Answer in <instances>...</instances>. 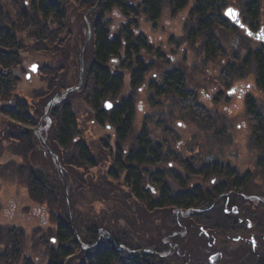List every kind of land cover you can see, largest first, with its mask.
I'll return each instance as SVG.
<instances>
[{"label": "rangeland", "instance_id": "obj_1", "mask_svg": "<svg viewBox=\"0 0 264 264\" xmlns=\"http://www.w3.org/2000/svg\"><path fill=\"white\" fill-rule=\"evenodd\" d=\"M69 1L73 6L76 5L73 0ZM126 1L127 6L129 8L132 7L133 10L140 9L143 2V0ZM217 1L224 2V0ZM249 1L252 0H225V6L233 5L243 12V5ZM163 2V12L159 19L151 21L144 13H141L137 20L138 27L133 28V33L147 39L148 46L151 48L149 52L144 51L141 55L150 68L144 76L143 83L133 90L130 83L131 74L128 73V68L124 67V70H122L115 67L119 74L124 75V83L118 97L115 100H107L106 102H109L113 107H119L123 100L129 99L134 110V121L128 143L120 146L123 147L124 151L125 149H130L132 145H135L137 137L146 132L154 145L160 144L159 146L163 147L162 155L164 158L170 155V159H164L162 164L158 168H154V170L148 166H143L142 168L152 173L158 170L164 171L166 173L165 178H167V183L171 189L180 193L187 192L197 186H201V192H209L211 190L208 189L212 186L211 181L218 179L216 177L212 179L206 178L204 175L194 174L187 171L181 164V160H183L189 164L191 163V167L198 170L206 161L203 160L202 164L196 167L193 159H195V162L201 160L202 153H206L209 159H214L220 163H226L224 165L233 167L238 178L247 174V184L244 189L236 190L231 188V180L227 179V182H229L228 192H236L234 195L240 198V204H242V201L239 194L248 195L249 201L246 200L247 205L244 204L243 206L245 209L249 208L251 210L250 218L256 228L250 231L246 230L245 234L246 237L251 234L254 235L260 245L264 246V171L258 166L262 153L254 142V126L251 117L248 114L246 115L245 103L238 99L243 87H251L252 92L250 91V93L264 109V97H259L260 92L257 90L259 87L256 84V63L249 60V54L259 50L260 45L253 40H249L241 31L231 33L230 29L223 28L218 33L215 32L217 35L215 40H218L220 44L221 55L215 61L208 62L206 60L207 51H205L202 44L205 40V32L195 35L198 31H202L196 29L199 26V17L194 14V19L191 21L190 17L192 16H189L190 11L196 12L199 1L188 0L185 10L176 13V15L171 13L169 1L163 0ZM2 6H5L7 14L16 15L17 10L14 0H0V9H3ZM261 6L262 10L260 13L263 14L261 17L263 21L264 0H261ZM126 13L130 14V9L122 12L120 8L114 7L111 12L105 14L104 20L110 24L111 33L117 34L121 26L130 21L135 22L134 16L129 17V14ZM70 21L71 19H69ZM75 21V16H73L72 23L68 22L66 27L67 30L73 32L72 35L74 33L78 34L76 27L78 20ZM193 28L195 32H193ZM191 34H194V36ZM86 35H88V29H86ZM92 38L93 34L91 40ZM90 41L87 46H89ZM23 44L25 48L22 55L25 60L18 72L20 80L16 94L27 101L32 114H34L36 110L40 109L44 100L42 97L43 93L49 92L51 80H54L57 84L60 81H64V84L68 82L66 87L68 89L79 84L81 54L76 61L70 60L73 55L69 50L63 59L58 60V45L54 46L52 54L49 51H34L32 44L27 40ZM40 44L45 45V42L41 41ZM84 58L85 53L83 57V84H85V71L87 69V63L85 64ZM228 63L233 66V68L229 67V71L225 68ZM33 64H38L36 73L30 71V67ZM173 66H181L184 69L187 89L191 92V95H194L195 98L197 97L193 102H187L184 108L183 104L181 105L182 102L176 97H160L155 94V90L151 89L153 84L161 83L162 71ZM46 68L54 70V75L48 77L40 72L43 71L44 73ZM28 75L30 76L28 77ZM68 89H62L53 99L63 97ZM232 89H235L236 93L227 95V92ZM152 96L153 100H151ZM74 101L80 107L78 111L80 131L78 138L88 145L97 161V167L94 169H76L84 176L86 183H81L79 177L77 182H70V185L75 183L74 188L78 190L75 209L78 210L80 217L79 215H74L69 187L65 180L64 198L67 202L68 197L71 202L74 224L77 229L75 217L78 220H82L85 214L88 215L91 212V215H95L100 220V217L103 216L102 212L107 209L109 212L110 207L115 204V202L111 203L106 199L105 201H99V194L93 196L89 192L91 188L88 187L91 181L87 180H92L95 184L102 182L106 191L110 194V199L130 193L131 189L123 183L125 173L120 175L119 180H113L108 175L111 170H117L115 164L116 151L114 149L119 142L115 129L108 124L98 125L95 113L85 104L81 93L74 97ZM74 101L73 103H75ZM2 104L6 105L7 102L0 103V108ZM46 109L47 106L42 116L38 119L41 120L46 115ZM43 123H46V127L40 128L39 135L49 145L51 143L50 132L52 123L46 120ZM20 125L16 124L11 117L3 114L0 109V225L4 227L0 239V257L5 255V253L10 256L9 249L6 247L11 248L9 240L13 238L16 245H18L17 247L24 252L19 260H16V264H47L50 239L46 230L51 228L49 226L52 223L42 206L32 205L29 206L30 210H25L30 205L27 191L28 175L30 171L37 173L36 171L38 170L39 173L37 174H40L49 183H53L55 190L58 191L60 189L58 180L59 165L55 157L47 151L44 143L36 135L35 130L38 126L32 128L34 130L33 134H35L32 141L24 138L23 127ZM43 150L46 152L45 154ZM170 163L173 165L170 166ZM196 164L200 163L196 162ZM169 168L171 171H168ZM62 171L64 175V168ZM86 172L88 174L85 175L84 173ZM179 178L186 188H181L178 184ZM149 185L146 184L145 187L149 188ZM152 193L154 199L158 193L156 190L152 191ZM255 195L262 197V199L258 200L260 202L254 200L253 197ZM214 199L216 200L215 197ZM127 202L132 206L134 213V217L129 219L142 229V232H127L124 230L125 228L120 227L128 242H132L136 248L137 246L141 247L140 249L130 250L133 251V254L140 255L148 252L146 247L153 245L151 248L155 251L154 255L163 261L164 264H209L208 255L213 248L208 244L211 240L203 236L204 232L206 231L209 237L213 235L224 241L226 236L221 229L230 225L228 221L224 222L221 212L217 213L218 209H221L219 208L221 204L217 203L216 206H212L213 201L210 207H203L202 211L197 209L190 213L186 211L180 212L184 214V217H181L179 213V218L178 210L171 212L169 209H160L147 212L146 207L148 206L146 203L131 199ZM116 206H120V203H117ZM135 210L140 211L141 216L137 215ZM217 217L221 218L218 219ZM124 225V221H121V226ZM38 227H43L44 229L40 228L37 234H33L32 232ZM11 229H15L13 237L6 235V232ZM20 229H25L24 233H20ZM241 231L232 230L230 234L238 238L243 234V230ZM101 234H107V231H103ZM166 238L167 241H170L168 245L164 244ZM83 244L85 249L88 248L85 243ZM223 244L221 242L220 246ZM243 246L240 244L231 246L229 252L235 253L234 259L237 254L243 256V261L247 259V256H244L245 252L243 251H245V248ZM223 247L225 248V246ZM226 249L228 248L226 247ZM84 250H81L80 247V252ZM74 256H70L65 261V264H78L81 262V260L70 261ZM220 262L222 264H230L226 257L223 258V256L222 259L220 258Z\"/></svg>", "mask_w": 264, "mask_h": 264}, {"label": "trees", "instance_id": "obj_2", "mask_svg": "<svg viewBox=\"0 0 264 264\" xmlns=\"http://www.w3.org/2000/svg\"><path fill=\"white\" fill-rule=\"evenodd\" d=\"M76 5H72L69 0H14L17 10L16 15L7 14L5 6L0 9V103L1 112L11 117L16 124H21L23 127L22 133L24 138L33 141L32 128L38 126L39 117L42 116L47 104L53 97L60 93L62 89L68 88L64 81L59 84L54 80L50 81L49 92L43 93V101L40 109L32 114V110L27 101L21 99L17 94V85L19 83V69L25 59H23V42L27 40L32 44V49L36 52L49 51L53 54L54 46H59V59H63L65 54L70 50L73 55L70 60H77L81 52V46L85 41L87 25L85 22V14L97 5V0H73ZM171 13L176 15L185 8L188 0H168ZM197 11L201 18H212L216 23H224L225 17L219 8L225 5H216V10H213L214 0H198ZM126 0H101L99 9L91 12L89 20L93 28V38L90 41L85 51V84L78 92L71 93L69 97L53 107L50 113L51 121V143L49 147L56 153L64 168V176L69 187L70 200L74 215H79L75 209L76 196L78 195L77 188H74L75 183L70 185L71 181L86 183L84 176L78 170L94 169L97 167L96 158L88 145L78 138V107L74 101V97L79 93L83 95V99L88 108L95 113L96 122L98 125H111L116 131L118 145L115 147L117 153L115 164L117 170H111L108 175L113 180H119L120 175L126 171L127 175L123 180L126 187L130 188V193L118 195L110 199L108 191L103 183H93L92 180L88 184L91 188L89 192L96 196L99 194V201L109 200L115 202L113 206L105 210L100 220L95 215L90 214L84 216V219L78 220L75 217L77 231L83 243L88 247L87 250L80 252V246L72 230V222L69 213L65 196V188L60 176H58L60 189L55 190V185L49 183L41 177L39 171H30L28 175V197L30 205L25 210H30L29 206H42L52 223L51 228L47 231L50 239L49 252L47 253V264H65V261L72 255H75L70 261L81 260L78 264H164L158 257L150 252L143 254H128L125 251L119 250L117 247L125 246L131 250L141 248L134 246L132 242H128L126 236L120 227L125 228L127 232H142L135 223L129 218L134 217L132 206L127 202L129 199L146 203L147 212H153L160 209H169L171 212L176 210L187 212L189 209H199L203 204L201 192L198 190H188L187 192H176L164 182V177L160 174H155L153 178H149L150 182L158 189V195L153 199V193L150 189H145L144 176L140 171L135 170L132 153L123 162L122 146L128 140L131 127L134 121V110L131 101L123 100L120 106L114 107L112 110L105 109L107 100H115L120 93L124 83V75L119 74L115 67L124 70L128 68V73L131 74L130 83L133 90L137 89L144 81L145 74L149 71L145 59L141 57L144 51L149 52L151 48L148 46L147 39L141 35L137 36L133 33V28L138 27V16L144 13L151 21H156L162 14L163 0H143L141 8L133 10L129 8ZM114 7L120 8L122 12L130 9V16H134L135 22H128L120 27L117 34L111 33L110 24L105 22V14L112 11ZM133 10V11H132ZM75 13H70V12ZM249 11L253 18L258 15L257 5H251ZM193 13V14H194ZM78 20L77 33L73 34L71 30H67L69 19L72 23V17ZM156 19V20H155ZM211 19V20H212ZM75 21V22H76ZM229 23V22H228ZM38 31V32H37ZM41 41L45 45L40 44ZM113 60H116L115 64ZM80 65V60H79ZM77 66V65H76ZM75 67V63H74ZM257 74L259 73V64L256 63ZM41 69V66H40ZM63 70V69H61ZM45 72L40 71L46 76H53L54 70L45 69ZM62 72V71H60ZM261 77L257 75V87H264V69H260ZM79 76V71H78ZM57 84V85H56ZM153 87V88H152ZM152 90L160 97L174 96L181 105L183 100L188 98L184 93L185 80L180 70L172 69L169 72L161 74V83L153 84ZM53 88V90H52ZM133 92V91H132ZM153 100V96L151 97ZM73 101L75 103H73ZM77 108V109H76ZM147 136L146 132L141 134ZM254 142L258 146L262 154H264V127L254 126ZM124 151V150H123ZM153 152H155L153 154ZM43 153L45 154L46 152ZM150 154L157 158L156 151H150ZM142 161V158H140ZM259 167L264 171V156L260 157ZM122 172V173H121ZM88 174L87 172L84 173ZM178 184L181 188H186L183 182L178 179ZM116 182V181H114ZM105 189V194L104 193ZM82 195V193H80ZM79 194V195H80ZM108 197V198H107ZM135 197V198H134ZM82 198V197H81ZM95 198V197H94ZM216 198V197H215ZM205 200V199H204ZM213 201V200H212ZM212 201L204 207H210ZM97 202V200H96ZM120 203V206H116ZM58 204V206H56ZM106 212V213H105ZM137 215L141 216L140 211L135 210ZM121 221L125 225L121 226ZM4 227L0 225V239ZM38 227L32 233L37 234L40 231ZM122 228V229H123ZM44 229V228H43ZM127 229V230H126ZM25 229H20V233H24ZM107 231V234L102 236L101 232ZM15 229L8 230L6 235L13 237ZM56 239V244H53V239ZM11 248L9 249L10 256L7 253L0 257V264H16L21 255L24 254L14 239L9 240ZM160 244V243H159ZM153 245L146 247L151 248ZM159 250L158 248L154 247ZM80 252V253H79Z\"/></svg>", "mask_w": 264, "mask_h": 264}, {"label": "flooded vegetation", "instance_id": "obj_3", "mask_svg": "<svg viewBox=\"0 0 264 264\" xmlns=\"http://www.w3.org/2000/svg\"><path fill=\"white\" fill-rule=\"evenodd\" d=\"M214 4L213 10H216L215 6L217 5H225V0L224 2H220L217 0H214V2H212ZM257 5V11H258V15L256 18H253L251 16V13L249 11V7L251 5ZM231 8H235L236 10L239 11V15L241 18V21L243 23V25L247 26V28L253 32V33H258L260 31H263L264 33V20L262 21L261 17L263 16L261 12L262 10V6H261V0H252L249 1L248 3H245L243 5V12H241L240 9H238L236 6H229ZM227 6H224L223 8H219V11L222 12L223 16L225 15V11L227 8H229ZM185 10V9H183ZM182 11V10H181ZM197 11V9H196ZM193 11H190L189 16L191 21L194 19L193 15L196 14ZM197 17H199L198 21H199V26L196 27L197 30H202V31H198L197 33H195V35H198V33L203 34V32H205V40L202 42L205 51H207V56H206V60L209 61H215L217 59V57H219L220 54V44L218 42V40H215V37L217 36L215 34V32H219L220 30H222L223 28H228L230 29L229 31H231V33H235V32H243V35L245 37H247L249 40H253L255 42H257L260 45V49L253 51V53H250V61H253L254 63L259 64V73L257 74L259 77H261V73L260 69L262 66V69H264V42L263 41H258V40H254L250 37L247 36V33L245 30H241L239 28H237L235 25H233L230 20H228L225 16V22L222 24L216 23L212 18H208V19H204L201 18L198 14ZM212 19V20H211ZM229 22V23H228ZM193 32L194 28L192 29ZM194 36V34H191ZM188 61V60H186ZM246 65H247V59H246ZM229 67L233 68L232 65H230L229 63L225 66L226 70L229 71ZM172 69H176V70H180V73L184 76V80H185V86H186V76H185V71L181 66H173L169 69H166L164 71H162V73L164 72H169ZM257 69V67H256ZM161 70V69H160ZM161 72V71H160ZM131 78V77H130ZM262 78V77H261ZM158 84V83H157ZM260 93H259V97H264V87H259L257 89ZM250 91L252 92L251 87H243L241 90V93L238 95V99L244 101L245 106H246V115L248 114L249 117H251L252 122H253V126H263L264 127V109L263 107L257 103L256 98L250 93ZM235 94L236 90L232 89L229 90L227 92V95L229 94ZM188 96V98H186L185 100H183V108L185 107V105L187 104V102L191 103L193 102V100H196L197 97L195 98L194 95H191V92L186 88L184 89V93ZM217 99V98H216ZM191 105V104H190ZM129 140V138H128ZM128 140H126V142H124L125 144L128 143ZM158 145H154L152 139H150L147 136H142L141 134L137 137L136 141H135V145L131 146L130 149L123 151L122 150V155L124 156L122 161L124 162L126 160V158H128L129 154L132 153L133 156V163L135 166V170L140 171L142 173V175L144 176L145 179V183L144 186L146 184H150L148 187L145 189H150L151 191H155L158 193V189L150 182L149 178H153V176L155 174H160L162 177H164V182L166 184L167 183V178H165L166 173L164 171L158 170V171H154L149 172L147 169H143V166H148L149 168H153L152 170H154V168H158L164 159H170V155L166 156V158H164V156L162 155V148L161 146ZM150 151H156L157 154V158L154 157V155L150 154ZM155 152H153L154 154ZM117 156V153H116ZM116 156H115V160H116ZM261 156H264V154H262ZM208 156L206 155V153H202L201 156V160H197V163L200 164H196L195 159H193V162L195 164L196 167L200 166L203 162V160L206 161L205 164H203L198 170L192 168V164L185 162L183 160H181V164L183 165V167L187 170L190 171L194 174H197L199 176L204 175L206 178H218L215 180L211 181V188L208 190H211L209 192L203 193L200 190L202 188H200L201 186H197L196 188H192L191 190H198L201 192V199L203 200V204L201 207H204L207 203H209L210 201H212L214 199V197H216V200H213V205L212 206H216L217 203H220L221 206L218 209L217 213L221 212L222 213V218L224 219V222L226 223L227 221L230 223V225H227L225 228H222L221 231H223L225 237L224 241H221L220 238H217L216 236L211 235V237L208 236V233H206V231L204 232L203 236L210 241V247L213 248L212 251H209V264H222L220 262V258L222 259L226 257L227 261L230 264H236V263H240V264H264V246H261L259 241L255 238L254 235H250L246 237V230L250 231L251 229H255V224L252 222V219L250 218L251 215V210L249 208L245 209V207L243 206L244 204L247 205V201H249L248 195L245 194H239L241 196V201L242 204H240L239 202V197H237L236 192L234 191H230L228 192V187H229V182H227V179L231 180V188H235L236 190L239 189H244L245 185L247 184V174L244 177H236V171L233 167H230L229 165H224L226 163H220L217 160L214 159H209L207 158ZM140 158H142V161H140ZM169 164V163H168ZM173 164L170 163V166H172ZM168 171H171L170 168L168 169ZM122 173V172H121ZM125 173V177L127 175L126 171L123 172V174ZM223 178V180H221ZM225 178V180H224ZM152 185V186H151ZM169 185V184H168ZM186 190V189H184ZM207 190V191H208ZM228 192V193H227ZM254 200H259L262 199V197L260 195H255V197H253ZM205 199V200H204ZM245 201V202H243ZM251 201V200H250ZM260 202V201H258ZM204 208L198 209L200 211H202ZM194 209H189L187 211V213L192 212ZM179 213L178 212V218H179ZM181 217H184V214H180ZM218 219L221 217H217ZM232 230H238L241 231L243 230V234L241 236H239L238 238L233 237L230 234V231ZM242 232V231H241ZM219 235V234H218ZM208 240V242H209ZM170 241H167V238L164 241L165 245H168ZM223 242L224 244L222 246H225V248L222 246H220V243ZM234 244H240V245H244L243 247L245 248V255L247 256V259H245L243 261V256H240V254H237L236 258L234 259V252H229V250L231 249V246H234ZM161 247V246H160ZM226 247L228 249H226ZM230 247V248H229ZM229 256V259H228Z\"/></svg>", "mask_w": 264, "mask_h": 264}, {"label": "water", "instance_id": "obj_4", "mask_svg": "<svg viewBox=\"0 0 264 264\" xmlns=\"http://www.w3.org/2000/svg\"><path fill=\"white\" fill-rule=\"evenodd\" d=\"M100 1H101V0H98L96 7L93 8V9H91V10H89V11L86 13V15H85L86 22H87V26H88V37H87V39L85 40V42L83 43V46H82V49H81V55H80V57H81V74H80V76H81V77H80V82H79V84H78L77 86H75V87L69 88V89L66 91V93H65V95H64L63 97H56V98H54L53 100H51V101L49 102V104H48V106H47V109H46V115L40 120L39 126H38V128L35 130L36 135H37L38 138L44 143L45 148L47 149V151H49V152L51 153V155H53V156L55 157L56 162H57L58 165H59V171H60V175H61V178H62L63 184H64V186H65V189H66V183H65V180H64V176H63L62 166H61V164H60V159H59V157H58L56 154H54V153L51 151V149L47 146L46 142L42 140V138H41L40 135H39V130H40V128L43 126V122H44L46 119H48L49 114H50L52 108H53L55 105H57L58 103H60V102H62V101H64V100H66V99L68 98V96H69L70 93L75 92V91H78V90H80L81 87H82V84H83V78H84V61H83V57H84L85 49H86V47H87V45H88V42L91 40V37H92V34H93V31H92V25H91V23H90V21H89V19H88V14H89L90 12L95 11V10L98 9V7H99V5H100ZM225 15H226V16L232 21L233 24H235L236 26H238V27H240V28L245 29V30H246V33H247V35H248L249 37H251V38H253V39H255V40L263 41V42H264V33H263V31H260V32H258V33H253V32H251V31H250L245 25L242 24L241 19H240V16H239V11H238V10H236V9H234V8H228V9L226 10V12H225ZM30 70H31L32 73H36V72L38 71V65H37V64L32 65L31 68H30ZM29 76H30V75H28V77H29ZM111 106H112V105H111L110 103H107V104H106V109H110ZM67 203H68V206H69V208H70V215H71V220H72V225H73V231H74V234H75L76 239H77V241H78V243H79V245H80V247H81V250H84V249H85V246H84L83 242L81 241V239H80V237H79V235H78L77 229H76V227H75L74 219H73V211H72L71 204H70L71 202H70V200H69L68 197H67ZM120 249H124V250H126L124 247H120ZM85 250H86V249H85ZM126 251H128L129 253H133V251H129V250H126Z\"/></svg>", "mask_w": 264, "mask_h": 264}]
</instances>
